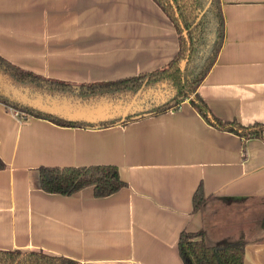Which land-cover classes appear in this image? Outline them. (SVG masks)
<instances>
[{"label": "crops", "instance_id": "1", "mask_svg": "<svg viewBox=\"0 0 264 264\" xmlns=\"http://www.w3.org/2000/svg\"><path fill=\"white\" fill-rule=\"evenodd\" d=\"M220 1L224 43L197 92L222 120L264 123V0ZM178 50L155 0H0V55L75 86L152 72ZM0 157V249L87 264H184L185 229L238 237L261 223L264 233V133L219 130L189 99L106 127L63 126L0 101ZM95 164L116 165L127 186L105 197L41 188L40 166ZM200 184L206 216L194 211ZM259 238L247 237L244 264H264Z\"/></svg>", "mask_w": 264, "mask_h": 264}, {"label": "trees", "instance_id": "2", "mask_svg": "<svg viewBox=\"0 0 264 264\" xmlns=\"http://www.w3.org/2000/svg\"><path fill=\"white\" fill-rule=\"evenodd\" d=\"M174 23L179 50L164 67L137 76L110 81L82 83L75 86L64 80L47 78L24 70L0 55V76L19 87L35 91L60 94L82 101L107 96L112 99L133 97L139 90L165 93L164 102L154 103L144 111L111 120L89 123L67 120L40 111L5 94L0 88V101L23 110L27 115L50 120L70 127H106L127 123L149 116H156L179 109L186 99L206 121L215 128L229 131L241 137L262 138L264 123L244 125L236 119L222 120L216 116L198 94V87L215 64L225 36V19L220 0H155ZM6 163L0 157V169ZM41 188L48 193L72 195L91 188L95 197L109 196L127 186L119 168L113 164L89 166H40ZM210 200L202 184L193 196L194 211L205 212ZM206 216V212H205ZM264 242V236L259 238ZM247 240L242 232L238 237L213 238L207 227L198 231L183 230L179 235L178 248L184 264H244ZM0 264H87L71 257L43 249H0Z\"/></svg>", "mask_w": 264, "mask_h": 264}, {"label": "water", "instance_id": "3", "mask_svg": "<svg viewBox=\"0 0 264 264\" xmlns=\"http://www.w3.org/2000/svg\"><path fill=\"white\" fill-rule=\"evenodd\" d=\"M0 88L5 94L40 111L67 120L86 121L89 123L126 117L150 108L155 102H164L168 97L165 93H161L160 90L157 92L152 89L146 91L141 89L132 97L129 103H125L124 98L118 100L107 96L91 98L86 101L65 97L60 101L58 97L45 95V93L35 91L29 87L16 86L12 80H5L2 76H0ZM32 91L36 92V94H32ZM157 94L160 96L155 101H150V96L155 98Z\"/></svg>", "mask_w": 264, "mask_h": 264}, {"label": "rangeland", "instance_id": "4", "mask_svg": "<svg viewBox=\"0 0 264 264\" xmlns=\"http://www.w3.org/2000/svg\"><path fill=\"white\" fill-rule=\"evenodd\" d=\"M12 107V106H11ZM13 108V107H12ZM14 109L20 114V115H27L23 110L19 109V108H15ZM225 216V215H224ZM227 221V220H226ZM261 223H253V225H249L248 228H246L247 230V234L245 233V238L247 239V237H262L264 235V233H257V230L260 228Z\"/></svg>", "mask_w": 264, "mask_h": 264}, {"label": "flooded vegetation", "instance_id": "5", "mask_svg": "<svg viewBox=\"0 0 264 264\" xmlns=\"http://www.w3.org/2000/svg\"><path fill=\"white\" fill-rule=\"evenodd\" d=\"M32 94H36V92L32 91L31 92ZM38 93V92H37ZM45 95H51L52 97H58L60 99V101H62L65 97V95H57V94H49V93H45ZM160 95L157 94V96L154 98L153 96H150V101H155ZM67 98H71V97H67ZM119 99H122V98H119ZM118 99V100H119ZM132 97H129V99L125 100L126 102L125 103H129L131 101ZM55 109V107H53Z\"/></svg>", "mask_w": 264, "mask_h": 264}, {"label": "built area", "instance_id": "6", "mask_svg": "<svg viewBox=\"0 0 264 264\" xmlns=\"http://www.w3.org/2000/svg\"><path fill=\"white\" fill-rule=\"evenodd\" d=\"M17 114H19V113L17 112Z\"/></svg>", "mask_w": 264, "mask_h": 264}]
</instances>
